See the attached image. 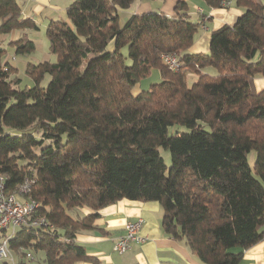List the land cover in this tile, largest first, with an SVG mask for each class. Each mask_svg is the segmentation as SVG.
I'll use <instances>...</instances> for the list:
<instances>
[{
    "label": "trees",
    "instance_id": "trees-1",
    "mask_svg": "<svg viewBox=\"0 0 264 264\" xmlns=\"http://www.w3.org/2000/svg\"><path fill=\"white\" fill-rule=\"evenodd\" d=\"M134 1L74 0L67 20L47 26L55 61L27 64L33 86L20 87L0 46V175L8 193L34 180V217L48 221L22 226L9 247L14 257L42 251L45 264H98L78 233L122 199L158 201L165 232L202 262L239 264L264 240V89L254 85L264 76V3L235 0L244 10L236 23L212 31L209 52L192 53L200 24L186 2L173 16L133 14L121 26L119 9ZM0 19V35L39 29L18 0H0ZM11 45L16 54L36 49L27 35ZM169 52L179 70L163 61ZM208 67L216 73L201 72ZM154 69L163 79L135 95ZM185 69L199 74L191 85ZM175 125L186 129L170 134ZM82 207L92 211L80 216Z\"/></svg>",
    "mask_w": 264,
    "mask_h": 264
},
{
    "label": "crops",
    "instance_id": "crops-1",
    "mask_svg": "<svg viewBox=\"0 0 264 264\" xmlns=\"http://www.w3.org/2000/svg\"><path fill=\"white\" fill-rule=\"evenodd\" d=\"M22 7L23 18L33 19L39 28L47 27L52 20H67V8L74 0H18ZM187 3V13L190 19L200 24L193 45L189 51L192 53H207L210 50L212 31L224 25H234L238 17L243 13V8L236 6L235 0L230 5L212 7L204 0H135L129 8L119 9V14L125 12L129 17L133 14L149 12L164 13L173 16L179 2ZM264 3V0H261ZM128 17V18H129ZM30 30H15L11 34V42L28 35ZM37 52L42 50L43 61L51 60V55L46 51L45 45L35 41ZM14 48V46H13ZM50 52V51H49ZM42 62V61H40ZM159 71V70H158ZM194 71V70H193ZM195 72V71H194ZM202 73L215 74L212 67L204 68ZM163 79L160 71L158 72ZM185 76L196 77L198 73L184 70ZM256 90L264 89V76H257L254 80ZM141 81L137 84L133 93L139 94L147 89ZM92 210L88 207L78 208L80 216L89 214ZM100 216L96 219V229L81 231L77 235V241L83 245L89 255L98 259V264H205L192 252L184 240H176L168 235L162 227L163 208L158 201H137L122 199L114 204L102 208ZM143 220L141 234L147 240L141 244H134L124 254L113 250L115 240L124 234L125 224L128 221ZM32 259L26 256H15L12 264H45L44 254L40 257L30 252ZM73 264H94L91 261L79 260ZM239 264H264V240L245 250L242 261Z\"/></svg>",
    "mask_w": 264,
    "mask_h": 264
},
{
    "label": "built area",
    "instance_id": "built-area-1",
    "mask_svg": "<svg viewBox=\"0 0 264 264\" xmlns=\"http://www.w3.org/2000/svg\"><path fill=\"white\" fill-rule=\"evenodd\" d=\"M231 1H224V6L230 5ZM162 59L170 70L176 71L181 68L179 56L173 52L163 54ZM6 178V175H0V233H5L0 242V260L14 261L15 257L9 247V239L22 226H47L48 221L45 218L34 217L40 207V202L27 196L31 192L34 180L26 179L18 192L8 193ZM142 225V219L128 221L125 224L124 234L115 240L113 250L124 254L134 244L144 243L147 238L141 234ZM27 257L32 259V254L28 252Z\"/></svg>",
    "mask_w": 264,
    "mask_h": 264
},
{
    "label": "rangeland",
    "instance_id": "rangeland-1",
    "mask_svg": "<svg viewBox=\"0 0 264 264\" xmlns=\"http://www.w3.org/2000/svg\"><path fill=\"white\" fill-rule=\"evenodd\" d=\"M129 17L128 13H125L124 11L120 13V25L123 26L125 24V22L127 21ZM1 19H0V25H1ZM47 27H42L39 29H31V31H28V35L27 37L32 39L34 42H40L43 46L45 45V49L47 51V47L49 44L48 41V37H47V33H46ZM0 46H2L3 48H5L7 50L4 60L8 61L12 66L17 67V71L14 73V76L18 77L20 79V87L21 88H25V87H30L34 85V81L33 79L27 74L26 72V67L28 62H34V63H38L40 61H43L44 59H42V55L41 52L42 50H38L37 52H32L30 54H16L15 53V49L13 48V46L11 45V34H1L0 35ZM36 50V49H35ZM126 52V49L124 50ZM48 54L51 55V61H55L56 56L51 54L48 51ZM49 60V59H48ZM213 68V67H212ZM189 72L195 73L192 69H187ZM213 70H215L213 68ZM158 69H154L151 74L144 78L142 80L144 86L147 85V87L149 88L153 83H158L161 81V77L159 76L158 73ZM196 77L194 78H190L188 75L186 76V80L188 82L189 85H191L194 81H195ZM50 80V76H46V78L42 81V85H47V83ZM184 129H186L185 127L181 126V125H175L172 126L169 130L170 134H174L176 131L178 130H182L184 131ZM162 155L164 156L166 163L168 166L171 165L172 162V157H171V153L169 150H166L164 148H160ZM255 157H256V153L254 151H252L249 154V161L251 164H253L255 162ZM9 232H11V230H9ZM37 256H41L43 255L42 251L36 252ZM13 261L11 260H0V264H12Z\"/></svg>",
    "mask_w": 264,
    "mask_h": 264
}]
</instances>
